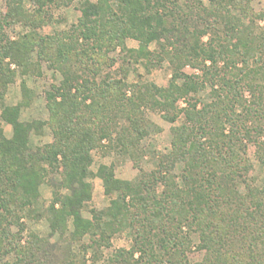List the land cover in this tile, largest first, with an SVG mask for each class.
<instances>
[{"label": "trees", "instance_id": "trees-1", "mask_svg": "<svg viewBox=\"0 0 264 264\" xmlns=\"http://www.w3.org/2000/svg\"><path fill=\"white\" fill-rule=\"evenodd\" d=\"M7 1L9 12L0 20V257L13 259L0 264H75L66 253L71 246L34 234L21 243V219L39 201L47 168L61 171V184L69 192L56 193L49 209L53 233L73 241L91 236L97 251L109 242L107 228L130 230L131 250L111 264H264V187L250 183L247 157L248 144H254L264 169V63L259 62L264 31L256 34L252 25H244L242 17H255L250 0H211L210 7L199 1L182 7L178 0H86L71 34L30 38L26 44L4 32L23 15V0ZM37 2L44 7L54 0ZM130 39L138 48H127ZM154 43L161 59L173 66L170 83L166 88L145 85L127 99L121 80L102 77L108 54L120 48L136 62L151 60ZM36 48L63 79L46 95L54 142L33 149L35 122L22 121L23 104L8 107L5 97L17 72H30ZM186 67L202 73L187 75ZM207 87L210 98L203 100L198 96ZM146 107L171 124L184 116L171 129L170 154L155 171L142 172L134 181L119 180L112 167L101 166L97 176L111 205L86 219L82 210L93 197L90 153L102 138L112 137L110 128L121 118L128 122L118 133L122 150L125 141L129 146L147 137ZM3 122L12 126L11 138ZM97 122L105 128L96 129ZM179 164L182 184L174 175ZM194 236L198 250L205 252L199 263L187 256Z\"/></svg>", "mask_w": 264, "mask_h": 264}, {"label": "rangeland", "instance_id": "rangeland-1", "mask_svg": "<svg viewBox=\"0 0 264 264\" xmlns=\"http://www.w3.org/2000/svg\"><path fill=\"white\" fill-rule=\"evenodd\" d=\"M86 0H54L52 4L41 6L37 0H23L20 17H15L10 25L5 26V34L12 40L28 43L29 39L38 40L42 37H62L71 34L73 27L81 19V5ZM96 2V0H90ZM195 1L201 2L205 7H210L211 0H178V4L184 7L188 3L196 4ZM251 14L255 17L244 18L245 26H253L256 34L264 31V0H250ZM9 12L8 1L0 0V20ZM240 16V14H238ZM257 16V17H256ZM253 19V23H250ZM210 36L203 38L204 42L209 40ZM128 49H136L139 43L135 40H127ZM153 52L151 60H141L136 62L131 55L120 48L108 54L106 65L102 68V77L107 76L114 80L123 82L122 92L128 98H131L135 92L142 90L143 86L155 84L158 87H168L173 75V66L169 60H162L160 57V48L157 43L150 46ZM259 56V55H258ZM259 60V59H258ZM260 64L264 63V56H260ZM30 72L22 74L17 72L16 78L9 86L5 102L8 107H16L23 104L21 109V120L24 122H35L36 129L31 134V146L33 149L50 145L54 142V132L49 125L50 113L47 108V93L52 91L54 86H58L62 81V74L57 71L50 63L39 56V49L36 48L31 59ZM239 67H241L239 65ZM12 69L17 67L13 64ZM183 72L187 75H201V71L186 67ZM23 83L26 84L27 90H24ZM144 91V89L142 90ZM139 93H136V96ZM249 99V93H245ZM135 96V97H136ZM203 100L210 98V88L207 87L199 96ZM180 108L186 106L185 100L179 102ZM142 116L145 119L143 124L151 128L150 134L141 140H133L129 143L124 142L126 151L122 150L123 146L118 144V133L128 126L125 119H118L114 129L111 126V138H102L98 146L90 153L92 164L90 167L91 176L88 182L93 188V197L82 210L83 217L92 220L94 214H101L110 207L111 198L105 194L102 180L97 176L101 166L112 167L115 175L122 181H134L142 172L150 173L158 168L160 160L169 155L172 150V131L174 126H179L184 121L182 115L175 124L165 121L158 110L152 108H143ZM1 115V110H0ZM106 123V119L102 120ZM113 125V124H112ZM7 138L12 137L13 128L11 125L3 122ZM104 127L105 124L97 122L96 129ZM113 130V132H112ZM247 157L251 162L252 169L249 173V181L257 188L264 187V169L256 157V146L248 144ZM183 165L179 164L174 170V175L178 177V182L182 184L180 175ZM46 179L40 186V199L31 207L28 212H24L21 223L25 227L22 233L21 243L25 245L31 235H37L40 238L50 240L51 244H61L62 247H68L67 255L72 254L75 264H111V259L117 258L121 252L131 250L133 238L129 229L114 232L107 228L109 235V244L105 243L99 250L91 246V236L85 237L81 241H73L66 236L60 238L59 233H53L50 225L51 213L49 211L51 204L55 199L56 193L67 195L69 192L65 189L62 182V173L53 172L47 168ZM242 192L245 187L241 188ZM107 221V220H105ZM14 233L18 231L16 226L12 227ZM200 243L198 236L193 237L191 250L187 253L189 261L192 263L202 262L205 252L198 250ZM71 249V250H70ZM67 250V249H66ZM63 251V250H62ZM65 253V251H63ZM94 252L97 259L94 260ZM138 256V255H137ZM13 256L0 257V263L12 260Z\"/></svg>", "mask_w": 264, "mask_h": 264}]
</instances>
